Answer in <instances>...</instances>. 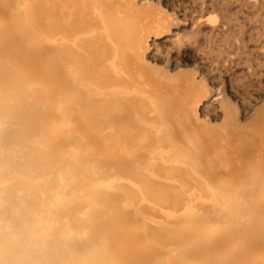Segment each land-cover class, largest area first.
<instances>
[{
	"label": "bare ground",
	"instance_id": "bare-ground-1",
	"mask_svg": "<svg viewBox=\"0 0 264 264\" xmlns=\"http://www.w3.org/2000/svg\"><path fill=\"white\" fill-rule=\"evenodd\" d=\"M200 4L0 0V264H264V101L231 96L230 13L264 0Z\"/></svg>",
	"mask_w": 264,
	"mask_h": 264
},
{
	"label": "rangeland",
	"instance_id": "rangeland-1",
	"mask_svg": "<svg viewBox=\"0 0 264 264\" xmlns=\"http://www.w3.org/2000/svg\"><path fill=\"white\" fill-rule=\"evenodd\" d=\"M200 1H198V0H167L168 3H170L172 5H175V8L177 7V9L181 13H185L186 12L188 14H190L191 12L192 13H196V14L197 13H203V11L199 10V9H201V4L199 5V8H198V5H197L198 2L200 3ZM195 10L196 11L198 10V11L195 12ZM230 13H231L232 19H233L232 23H233V25L235 24L233 26L234 31L235 30L239 31V28H241V26H242V28L245 27L244 29L246 31V35L248 36L247 38H248V44H249L248 47H246L245 51L248 50V48L250 50V51L248 50V52L244 51L245 53L243 52L244 54L243 53L241 54L243 64H242L241 67L239 66V68L237 69L238 72L236 71L235 74L232 75V79L234 78L233 82L235 81V83H233L234 84V87H233V90H232L233 94L231 96L234 99L233 101H238L237 103H238L239 106L242 103L241 99L242 100H244V99L245 100H247V99L251 100L252 99V102L254 101V103H256L255 105L257 106V105L263 103V101H264V59H263L264 58V56H263L264 53H262V52H264V42H263L264 41V35H262V33H264V14H259L258 12H252V13L251 12H246L245 13L244 10L241 9V6L232 7ZM239 16L240 17L242 16L241 19H240ZM242 18H243V20H242ZM234 19H237L236 21L238 23ZM244 21H247L248 25H247V22L243 23ZM242 23H243V25H242ZM244 24L247 25V27ZM249 25H250L251 28L249 27ZM169 34L172 35L171 33L164 32V33L158 34L157 36L150 37L151 46H150L148 52L151 53L150 54L151 56H154V58H158L159 57L158 59L162 60L163 56L166 55V52H168L169 49L172 50L173 48H176L175 43L173 42V40L175 39L174 38L175 36L174 37L173 36H169ZM166 36L168 37V39H167ZM204 43H205V41L203 42L201 47H203V46L205 47ZM184 46H186V45H184ZM194 50H195V52H194ZM237 52H238V50L234 51L235 54H238ZM183 57H185V60L188 61V63H189L188 67H191V68L195 67L196 65L203 66L204 64H207V61H208V60H206L208 58L207 55L203 54L202 51H200V49H198V48L197 49H193V48H190V47L187 48V51L184 53ZM246 60H248V61H246ZM203 62H205V63H203ZM204 67H206V69H207L208 66L204 65ZM248 68H249V70H248ZM254 75H256V76H254ZM256 79H257V81H256ZM259 79L260 80L262 79V80L259 81ZM210 81H212V82L215 81L213 83L217 84L216 78L212 77L210 79ZM243 89H244V91H243ZM234 91H236V93ZM261 92H262V94H261ZM259 94H260V96H259ZM253 98H255V99L253 100ZM215 106L216 105H213V103H211V101H210V104L208 103V104L205 105L206 109H208V111L211 112V113H213L217 109V108L215 109Z\"/></svg>",
	"mask_w": 264,
	"mask_h": 264
}]
</instances>
